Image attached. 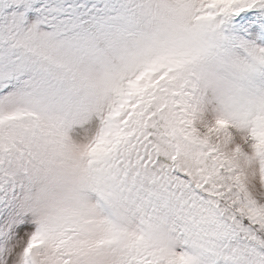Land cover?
<instances>
[{"label":"snow or ice","instance_id":"obj_1","mask_svg":"<svg viewBox=\"0 0 264 264\" xmlns=\"http://www.w3.org/2000/svg\"><path fill=\"white\" fill-rule=\"evenodd\" d=\"M0 264H264V0H0Z\"/></svg>","mask_w":264,"mask_h":264}]
</instances>
